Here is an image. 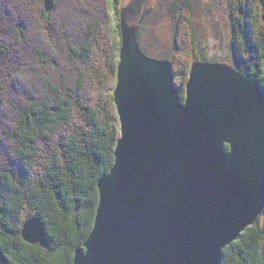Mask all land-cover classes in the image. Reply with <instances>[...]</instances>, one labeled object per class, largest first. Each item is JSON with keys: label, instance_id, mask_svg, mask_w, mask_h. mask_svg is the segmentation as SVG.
<instances>
[{"label": "water", "instance_id": "1", "mask_svg": "<svg viewBox=\"0 0 264 264\" xmlns=\"http://www.w3.org/2000/svg\"><path fill=\"white\" fill-rule=\"evenodd\" d=\"M120 30V136L72 264H219L264 209V94L242 68L197 60L182 100L171 60L143 52L123 14ZM20 233L48 246L37 215Z\"/></svg>", "mask_w": 264, "mask_h": 264}, {"label": "rangeland", "instance_id": "2", "mask_svg": "<svg viewBox=\"0 0 264 264\" xmlns=\"http://www.w3.org/2000/svg\"><path fill=\"white\" fill-rule=\"evenodd\" d=\"M0 1V52L4 56L7 51L6 61L0 66L4 72H0V171L6 167L16 171L21 168L10 134L16 130L28 101L35 103L28 97L40 100L44 95H59L71 102L69 122L46 137L49 147L56 144L59 132L65 130L69 134L72 127L81 125L77 102L99 109L109 87H115L117 82V72L112 73L110 67L119 62V52L118 60L113 52L121 14L126 23L135 26L138 44L149 54L172 58L176 69L192 61L195 50L205 61L227 63L250 73L235 63L231 48V42L242 37L231 13L236 12L238 0H117L116 4L113 0H52L48 10L44 0ZM263 1L248 0L245 20L253 28L256 15L261 14L264 19ZM119 33L121 37L120 24ZM187 79L183 80L184 88ZM173 80L180 83L178 77ZM113 103L119 116L114 99ZM51 155L42 145L32 168L35 165L42 170ZM78 208L79 205L75 207ZM258 221L264 223V213Z\"/></svg>", "mask_w": 264, "mask_h": 264}, {"label": "trees", "instance_id": "3", "mask_svg": "<svg viewBox=\"0 0 264 264\" xmlns=\"http://www.w3.org/2000/svg\"><path fill=\"white\" fill-rule=\"evenodd\" d=\"M238 1L236 12L231 13L242 37L231 42L234 61L257 78L264 93V19L261 14L256 15L255 22L252 21L254 28L249 26L245 20L249 2ZM116 28L118 37L113 56L118 60L121 43L118 22ZM140 48L147 53L141 45ZM6 52L4 56L0 52V66ZM147 54L171 60L174 79L178 77L180 81L175 80L174 84L181 98L185 92L182 83L188 77L191 64L205 59L194 50L192 61L176 69L172 58ZM116 65H111L112 73L116 72ZM113 87V84L109 87V94L99 104V109L77 102L82 113L81 125L72 127L69 134L65 130L59 132L56 144L50 147L46 137L69 122L71 102L59 95L53 98L44 95L40 100L28 97L35 103L28 101L16 130L10 134L21 168L16 171L6 167L0 171V250L7 264H72L75 249L83 245L93 226L99 198L97 179L105 175L114 162L120 128L114 110ZM42 145L51 152V160L42 170H37L35 165L33 169ZM77 205L79 208L75 209ZM263 213L264 209L235 241L222 249L220 264H264V223L258 221ZM33 215L39 216L45 226L49 244L46 248L29 243L21 236L22 224Z\"/></svg>", "mask_w": 264, "mask_h": 264}, {"label": "bare ground", "instance_id": "4", "mask_svg": "<svg viewBox=\"0 0 264 264\" xmlns=\"http://www.w3.org/2000/svg\"><path fill=\"white\" fill-rule=\"evenodd\" d=\"M6 1H8V0H6ZM14 1V0H13ZM54 1V0H53ZM75 1V0H74ZM7 3H9V2H7ZM11 4V3H10ZM14 4V3H13ZM17 5V4H16ZM15 5V6H16ZM20 5V4H19ZM22 7H23V5H21ZM5 7V6H4ZM17 7V6H16ZM20 7V6H19ZM22 7H20V8H22ZM72 7V6H71ZM10 8V7H9ZM13 9V8H12ZM15 9V8H14ZM17 9H19V8H17ZM24 9H25V7H24ZM62 9V8H61ZM22 10V9H21ZM52 11V10H51ZM3 12H1V14H2ZM1 14H0V16H1ZM13 15V14H12ZM30 15V14H29ZM158 16V15H157ZM74 17V16H73ZM28 18V17H27ZM49 19V18H48ZM24 22V21H23ZM10 24V23H9ZM41 24V23H40ZM75 24V23H74ZM120 24V23H119ZM45 26V25H44ZM12 27V26H11ZM53 27V26H52ZM69 27V26H68ZM75 27V26H74ZM51 28V27H50ZM91 28V27H90ZM89 28V29H90ZM39 29H41V28H39ZM56 29V28H55ZM9 30H10V28H9ZM12 30V29H11ZM45 30V29H44ZM43 30V31H44ZM50 30V29H49ZM53 30V29H52ZM5 32H7V31H5ZM4 32V33H5ZM8 32H10V31H8ZM38 33V32H37ZM54 33V32H53ZM26 34V33H25ZM5 35V34H4ZM41 39H43V38H41ZM56 39V38H55ZM59 39V38H58ZM53 40V39H52ZM55 41V40H54ZM45 42V41H44ZM181 44V43H180ZM28 45V44H27ZM48 46V45H47ZM178 46V45H177ZM16 47V46H15ZM20 47V46H19ZM24 49V48H23ZM43 49V48H42ZM47 49V48H46ZM41 54V53H40ZM7 55V54H6ZM35 58V57H34ZM57 58H58V56H57ZM90 58V57H89ZM59 60V59H58ZM5 61H6V59H5ZM9 61V60H8ZM47 63V62H46ZM2 64H4V63H2ZM9 66H11V65H9ZM9 66H7V67H9ZM1 67H3V66H1ZM5 68V67H4ZM1 69V68H0ZM2 71H3V69H1ZM2 71H0L1 73H2ZM6 71H8V69L7 70H5V75H6ZM4 73V72H3ZM2 73V74H3ZM1 74V75H2ZM7 74H8V72H7ZM0 75V76H1ZM4 77V76H3ZM4 78H7V77H4ZM4 78H2V79H4ZM188 78V77H187ZM188 80V79H187ZM176 84V83H175ZM182 86V85H181Z\"/></svg>", "mask_w": 264, "mask_h": 264}]
</instances>
